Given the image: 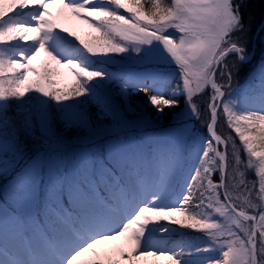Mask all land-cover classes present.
<instances>
[{"label": "snow or ice", "instance_id": "obj_1", "mask_svg": "<svg viewBox=\"0 0 264 264\" xmlns=\"http://www.w3.org/2000/svg\"><path fill=\"white\" fill-rule=\"evenodd\" d=\"M250 2L0 0V264H264Z\"/></svg>", "mask_w": 264, "mask_h": 264}, {"label": "trees", "instance_id": "obj_2", "mask_svg": "<svg viewBox=\"0 0 264 264\" xmlns=\"http://www.w3.org/2000/svg\"><path fill=\"white\" fill-rule=\"evenodd\" d=\"M142 2H143V0H142ZM244 14H245L246 20L249 18L250 14L252 17H254V20H253L254 31L252 33L251 45H250L251 51H252L254 46L255 45L258 46L262 40V35H261L259 29H260L261 21L264 20V0H251V2L248 5V8L245 9ZM82 36H84V35H82ZM117 59H118V57H117ZM114 67L115 66L110 67V70H112V68H114ZM234 86H235V81H234ZM244 86L247 87V84H244ZM133 99L135 100V102L137 104H140L141 101L144 99V94L141 93L138 96L134 97ZM163 123L167 124L168 121L165 120V121H163ZM153 132H158V127L155 125H150L148 127V130L146 132L141 133V134L147 138L149 136H153V134H154ZM232 135H235V133L233 132ZM237 140H238V137H237ZM215 177H216V174L213 177V179H215ZM182 231L188 232L189 235L192 236L193 238L198 236L196 233H193L192 230L184 229ZM118 243L119 242H116L115 245ZM115 245H113L112 248H114ZM107 249L111 250L109 247H107ZM159 264H166V262L164 261L163 263H159Z\"/></svg>", "mask_w": 264, "mask_h": 264}, {"label": "rangeland", "instance_id": "obj_3", "mask_svg": "<svg viewBox=\"0 0 264 264\" xmlns=\"http://www.w3.org/2000/svg\"><path fill=\"white\" fill-rule=\"evenodd\" d=\"M50 11H52L53 13H55L56 12V8H52V9H50ZM66 26L69 27V28H71V29L78 30L80 32V34L84 35V37L87 38L86 37V32L89 31V30L84 29L82 26L79 25V23L77 21L72 20V21L68 22L66 24ZM251 53L254 54V55L257 54L258 53V46L255 45L254 48H253V50L251 51ZM43 59H44V57L41 56L39 58V60H37L34 63H36L37 65H39L40 60H43ZM70 81H71V78L69 76H67V74L65 73V75L62 78V83L67 84V83H70ZM153 133H154L153 135H155L157 132H153ZM149 137H151V136H149ZM218 178H219V173H216V177H215L214 181L217 180ZM193 233H196L197 235H200V233H198V232H194L193 231ZM175 239L176 240H179L180 237L179 236H176ZM117 242H119V241H117ZM115 243L116 242H106L105 244L99 245L98 248L107 249V247H109L110 249H112V246L115 245ZM163 262L164 261H154L153 258H148L146 264H159V263H163Z\"/></svg>", "mask_w": 264, "mask_h": 264}]
</instances>
